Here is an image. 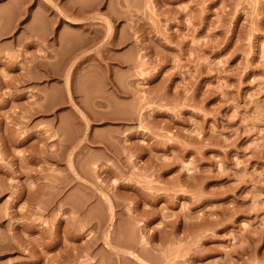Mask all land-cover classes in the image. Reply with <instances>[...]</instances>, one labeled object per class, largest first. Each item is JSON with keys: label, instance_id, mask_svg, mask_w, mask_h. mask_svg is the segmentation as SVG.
I'll return each mask as SVG.
<instances>
[{"label": "rangeland", "instance_id": "rangeland-1", "mask_svg": "<svg viewBox=\"0 0 264 264\" xmlns=\"http://www.w3.org/2000/svg\"><path fill=\"white\" fill-rule=\"evenodd\" d=\"M0 264H264V0H0Z\"/></svg>", "mask_w": 264, "mask_h": 264}, {"label": "bare ground", "instance_id": "bare-ground-1", "mask_svg": "<svg viewBox=\"0 0 264 264\" xmlns=\"http://www.w3.org/2000/svg\"><path fill=\"white\" fill-rule=\"evenodd\" d=\"M128 241H129V240H128ZM122 242H123V241H122ZM126 242H127V241H126ZM123 244H124V243H123ZM125 244H126V243H125ZM138 258H139V256H138ZM140 259H141V258H140ZM143 262H144V263H147V262H145L144 260H143Z\"/></svg>", "mask_w": 264, "mask_h": 264}]
</instances>
